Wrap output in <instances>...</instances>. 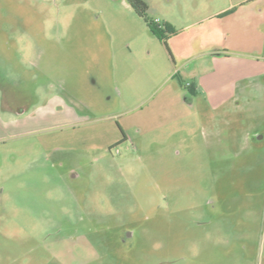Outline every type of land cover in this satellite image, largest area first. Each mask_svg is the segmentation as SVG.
Instances as JSON below:
<instances>
[{
  "label": "rangeland",
  "instance_id": "obj_1",
  "mask_svg": "<svg viewBox=\"0 0 264 264\" xmlns=\"http://www.w3.org/2000/svg\"><path fill=\"white\" fill-rule=\"evenodd\" d=\"M188 69L127 0H0V264H264V81L210 107Z\"/></svg>",
  "mask_w": 264,
  "mask_h": 264
},
{
  "label": "crops",
  "instance_id": "obj_2",
  "mask_svg": "<svg viewBox=\"0 0 264 264\" xmlns=\"http://www.w3.org/2000/svg\"><path fill=\"white\" fill-rule=\"evenodd\" d=\"M190 14L179 25L170 18L159 22L174 29L165 45L176 74L189 68L197 98L219 107L239 90L250 91L252 81H264V0H227Z\"/></svg>",
  "mask_w": 264,
  "mask_h": 264
},
{
  "label": "trees",
  "instance_id": "obj_3",
  "mask_svg": "<svg viewBox=\"0 0 264 264\" xmlns=\"http://www.w3.org/2000/svg\"><path fill=\"white\" fill-rule=\"evenodd\" d=\"M129 5L132 7L134 12L143 18L146 25L150 28L151 32L153 34H156L165 42L166 34L173 33L174 29L172 26L168 23H160L159 21H155L153 19H150L147 15L148 11V4L145 0H127ZM167 47V46H166ZM189 91L194 94V89L192 86H188ZM122 135L124 136L123 132Z\"/></svg>",
  "mask_w": 264,
  "mask_h": 264
},
{
  "label": "flooded vegetation",
  "instance_id": "obj_4",
  "mask_svg": "<svg viewBox=\"0 0 264 264\" xmlns=\"http://www.w3.org/2000/svg\"><path fill=\"white\" fill-rule=\"evenodd\" d=\"M37 71H39V70L37 69ZM33 75L35 76V74H33ZM4 78H5V80L7 81V83H8L9 86L12 85L11 87H17V88L22 87V86L19 84V81H20V80H17L18 83H14V81H10V80H8L7 77H6L5 75H4ZM10 84H11V85H10ZM34 84H36V82H35ZM36 86L38 87V84H36ZM36 86H34V90H35ZM5 87H6V86H5ZM4 91H5V90H4ZM11 97H12V98H10L11 101L14 103V105H16V113H22V112H24L25 110H24V108L21 107L20 105H21V104H22V105L25 104V102L31 100L32 97H35V95H34V93H33L32 90H31V92L28 94V93H26L25 90H23V89H19L18 91H15V93H14ZM122 137H123V139L126 138L125 135L122 136ZM71 176H72L73 178L76 177V173H75V172H71ZM128 234H129L130 236H132V232H129Z\"/></svg>",
  "mask_w": 264,
  "mask_h": 264
},
{
  "label": "built area",
  "instance_id": "obj_5",
  "mask_svg": "<svg viewBox=\"0 0 264 264\" xmlns=\"http://www.w3.org/2000/svg\"><path fill=\"white\" fill-rule=\"evenodd\" d=\"M190 85V83H187V86H189Z\"/></svg>",
  "mask_w": 264,
  "mask_h": 264
}]
</instances>
